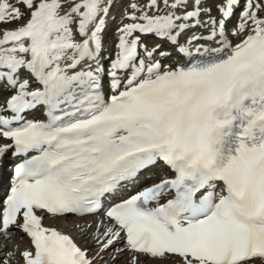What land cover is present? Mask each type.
<instances>
[{
	"label": "snow or ice",
	"instance_id": "1",
	"mask_svg": "<svg viewBox=\"0 0 264 264\" xmlns=\"http://www.w3.org/2000/svg\"><path fill=\"white\" fill-rule=\"evenodd\" d=\"M207 2L132 3L142 14L119 29L105 96L109 0H0V24L19 25L0 38V92L12 93L0 109V139L11 142L0 165L10 150L24 158L0 199V240L26 234L25 264H96L44 216L97 215L161 164L172 178L104 210L112 223L92 233L99 251L122 240L132 264H264V0H245L235 35L248 34L235 47L226 28L239 0H222L221 19ZM205 16L210 33L181 44ZM137 33L168 40L186 63L165 68L156 56L170 53L147 46L141 58ZM41 107L45 120L24 122Z\"/></svg>",
	"mask_w": 264,
	"mask_h": 264
},
{
	"label": "rangeland",
	"instance_id": "2",
	"mask_svg": "<svg viewBox=\"0 0 264 264\" xmlns=\"http://www.w3.org/2000/svg\"><path fill=\"white\" fill-rule=\"evenodd\" d=\"M113 1L116 3V2H118V0H110L109 1V3L111 4V3H113ZM129 3L131 2V1H129V0H127ZM12 2L13 3H15V0H12ZM147 2H148V0H139V1H137L136 2V4H137V6H138V8L140 9V10H143V11H148V9L146 8V4H147ZM222 2V0H208V2H207V4H206V7L207 8H209V9H211V12H212V15H213V18H215V19H217V18H219V19H221V14L217 11V8L220 6V3ZM128 3V4H129ZM132 3H135V2H131V4ZM114 4V3H113ZM239 4L241 5L240 7H239V9L240 8H242L243 10H242V13H243V11L245 10V0H239ZM132 8V7H131ZM22 11H23V9H21ZM67 10V9H66ZM65 10V11H66ZM136 16H140L141 14H142V12L141 11H134L133 9L131 10ZM163 11H164V9H163V6H161V9H160V14H163ZM118 13V11L115 9L114 11H111V14L109 15V24H108V29H112L113 27V24H114V18H115V16H117V15H119L120 14V11H119V13ZM122 14V13H121ZM153 14V12H149V15H152ZM179 14H182L183 15V13L181 12V13H179ZM123 15V14H122ZM260 15H261V18H264V13H260ZM235 16H237V18H238V20H239V22L236 24V25H232L231 26V28L234 26V28L237 30V28H238V25L240 24V23H242L241 21H240V17H241V13H240V15H235ZM27 19H28V17L27 16H25V18H24V20H22V21H20L19 23L20 24H23V23H26L27 22ZM116 25V24H115ZM114 25V26H115ZM19 25L17 24V23H4V24H0V34L1 33H3L4 32V30L5 29H8L9 27L10 28H17ZM233 32H234V29L233 30H229L228 31V39L230 40L231 39V35H230V33H232L233 34ZM190 35V33L187 35L186 34V37L187 36H189ZM247 36V33H244V34H242V35H240V38L238 39V41H241L244 37H246ZM184 37V36H183ZM183 37L182 38H180V40H181V42L183 41ZM107 42V43H106ZM105 42V44H104V46H105V50H107V49H109V51L111 52L112 51V45H110L108 42H109V40H107ZM109 45V46H108ZM11 96V95H10ZM9 97V96H8ZM98 219V217H96L94 220H91V222L89 223V222H87V220L85 221L84 220V222H83V225H92V226H95V224H96V221L95 220H97ZM93 222V223H92ZM76 224V223H75ZM76 226H79V224H77ZM73 228V229H72ZM77 227L76 228H74L73 226L70 228V232H72V233H74V235H78L79 233L81 234V232L83 231V228L81 229V230H78L77 231ZM88 231L90 232L91 231V229H88ZM92 235V234H91ZM91 235L89 236V237H91ZM21 241V242H20ZM24 245V243H23V241L20 239V238H18V237H16V235H14L13 236V238H12V240H11V246L13 247V251L11 250V252H10V250L8 251V255H9V257H7V264H12L13 262L15 263L16 261H17V259L19 258V252H20V250H21V247ZM119 247H121V242H119V243H116V244H114L112 247H111V249L110 250H107V251H99L98 249L97 250H95L96 251V256H97V253H100L101 255L97 258V260H96V264H132V260H133V258L129 255V254H127L126 252H121V251H118L117 249L119 248ZM10 249V248H9ZM95 251H94V249L93 250H91L90 251V253L92 254V253H95ZM122 253V254H121ZM125 254H127L126 255V258L127 259H125V257H123V255H125ZM121 255V256H120ZM100 257H103V259H100Z\"/></svg>",
	"mask_w": 264,
	"mask_h": 264
},
{
	"label": "bare ground",
	"instance_id": "3",
	"mask_svg": "<svg viewBox=\"0 0 264 264\" xmlns=\"http://www.w3.org/2000/svg\"><path fill=\"white\" fill-rule=\"evenodd\" d=\"M208 35V34H207ZM168 44H171V43H168ZM215 47H218V46H215ZM167 49H164V51H166ZM103 56L105 55V52L102 54ZM11 98V96H9V97H7V99H10ZM4 144H10V143H8V142H3V144L2 145H4ZM5 174H4V172H3V170H0V187H2V186H4L5 184H6V182H5ZM160 181V179L159 180H154L151 184H150V186L151 185H154V184H156V183H158ZM87 220V222H91V219H86ZM85 220V221H86ZM61 221V222H60ZM99 221H104L105 222V225H110L111 224V222H109L108 220H106L105 218H103V219H101V220H97L96 221V224H95V226H92V228H91V231L89 232V231H87V233H85V231L83 230L82 232H81V234L80 235H78L77 236V241L82 245V247L84 248V249H90V250H92V249H94L95 247H97V245H98V243L93 239V235H91L94 231H96V225H97V223L99 222ZM73 222V223H72ZM83 220H74V219H66V218H64V219H60V220H56V221H53V222H47V223H45V226H47L48 228H55V229H58V230H60V231H62V232H64V233H69L70 232V228L73 226L74 228H76L77 226V224H79L80 226H79V228L77 229V230H81L82 228H84L86 225H83ZM76 223V224H75ZM93 223V222H92ZM100 231L101 232H103V229H100ZM16 234H18L19 235V233L17 232ZM91 235V237H89ZM5 242V241H4ZM21 242V241H20ZM119 242V241H118ZM22 250V253L24 252V251H26V249H27V247L24 245L22 248H21ZM124 250H126V248H125V246H124ZM96 252V251H95ZM127 252V251H126ZM122 254V253H121ZM126 255L127 254H125V255H123V257H125V259H127L126 258ZM93 256V255H92ZM121 256V255H120ZM96 260H97V258H96ZM21 262V260H17V263L16 264H19ZM13 264V263H12ZM140 264H143V259L141 258V261H140Z\"/></svg>",
	"mask_w": 264,
	"mask_h": 264
}]
</instances>
